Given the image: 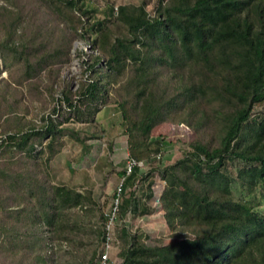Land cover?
<instances>
[{"label":"trees","instance_id":"obj_1","mask_svg":"<svg viewBox=\"0 0 264 264\" xmlns=\"http://www.w3.org/2000/svg\"><path fill=\"white\" fill-rule=\"evenodd\" d=\"M148 3L99 10L84 0H0V74H8L0 78V117L16 110L12 85L46 72L52 89L73 41L96 53L77 92L63 91L62 120L48 116L40 128L15 115L5 120L0 264H56L54 245L91 232L73 218L96 206L92 190L55 184L48 169L67 142L89 153L79 131L64 125L90 124L109 104L135 163L118 173L120 218L151 212L141 199L153 197V171L140 176L141 165L170 144L153 130L181 124L193 133L184 156L158 171L165 222L189 236L152 246L122 227L120 264H264V0H158L153 15ZM140 180L139 198L131 188ZM97 234L104 239V230Z\"/></svg>","mask_w":264,"mask_h":264},{"label":"rangeland","instance_id":"obj_2","mask_svg":"<svg viewBox=\"0 0 264 264\" xmlns=\"http://www.w3.org/2000/svg\"><path fill=\"white\" fill-rule=\"evenodd\" d=\"M144 0H84L86 6L103 9L108 4L115 7L125 4L140 5ZM148 1L147 11L153 15L158 0ZM99 18H103L98 15ZM89 42L75 40L70 48V61L59 70L57 83L52 84L47 73L42 72L40 80L29 81L22 86L12 85L8 99L12 95L17 97L16 110L13 113H5L0 117V139L5 135L2 127L5 120L14 117L21 118L28 125L40 128L43 118L52 116L58 120L66 115L62 101L63 91L69 89L73 94L78 90L79 83L84 81L89 74H84V62L94 55L88 48ZM54 70V68H52ZM0 78L8 79L7 72L3 71ZM38 86V92L33 87ZM116 87V86H115ZM61 100V102H60ZM53 108H58V113L53 115ZM67 127L79 131L80 136L86 139V146H90L89 153L84 154L82 146L66 143L61 155L49 166L48 173L50 181L55 184H64L79 191L91 189L95 207L75 210L74 220L83 226L92 228L86 235L79 234L74 244L62 243L53 247L55 251L56 264H103L100 263L101 256L106 252L105 245L108 242L110 248L107 251V261L104 264H120L119 257L120 243L117 232L126 227L131 234L143 235L144 241L149 245H162L172 243L181 237L189 236V233H182L179 230L169 229L164 219V212L159 202L161 191L164 188V181L160 177L159 170L174 164L181 159L193 138V133L184 125L161 124L157 126L151 136L162 137L169 146L160 153L151 155L148 161H143L140 176L145 175L151 169L153 171L148 180L153 181V197L150 200L141 199L151 212L144 216L133 217L128 214L120 218L116 214L114 221L103 223L100 214L110 215L112 206L116 202L114 193L121 184V177L118 175L127 165L129 154L127 148V136L122 122L121 114L115 104H109L102 108L95 116V121L90 124H77L69 122ZM67 163H70L69 166ZM238 166L229 163L228 170L235 176ZM140 176L138 178H140ZM141 179V178H140ZM142 180L137 181L131 188L136 197H141L142 190L139 188ZM138 187V188H137ZM176 187L182 189V184L177 183ZM235 197H242L238 187L232 189ZM104 230L105 237L98 236L97 231ZM82 243V245L79 244ZM8 260L7 262H9Z\"/></svg>","mask_w":264,"mask_h":264},{"label":"built area","instance_id":"obj_3","mask_svg":"<svg viewBox=\"0 0 264 264\" xmlns=\"http://www.w3.org/2000/svg\"><path fill=\"white\" fill-rule=\"evenodd\" d=\"M88 48L90 49V51H91V48H90V45L88 46ZM92 52V51H91ZM87 61V60H86ZM160 158V154L157 156V159H159ZM133 165H135V163L134 162H128L127 163V169H128V172L130 171V169H131V166H133ZM118 191H119V189H118ZM116 205H117V200H116V202H115V204H114V207H113V209H112V212H111V214L110 215H108V220H109V223H111L112 224V222L114 221V219H115V217H116V214H117V207H116ZM108 248H110V245H109V243L107 242L106 243V245H105V253L101 256V261H100V263H105L106 261H107V251H108Z\"/></svg>","mask_w":264,"mask_h":264}]
</instances>
